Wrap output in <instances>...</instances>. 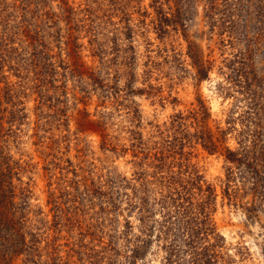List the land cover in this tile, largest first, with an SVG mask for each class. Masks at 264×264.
<instances>
[{"label":"rangeland","instance_id":"1","mask_svg":"<svg viewBox=\"0 0 264 264\" xmlns=\"http://www.w3.org/2000/svg\"><path fill=\"white\" fill-rule=\"evenodd\" d=\"M68 1L78 20L99 24L97 32L93 36L79 30L78 55L65 39L61 45L52 43L49 54L65 69L58 67L49 77L36 75L27 55L30 51L19 49L25 54L20 67L10 68L11 63L0 60V97L6 109L0 120V156H10L19 169L14 184L18 192H28L33 222L39 221L45 233L44 258L50 256L46 242L52 244L55 237L63 257L85 245L99 249L110 236L115 238L114 248L125 256L129 243L122 234L127 220L135 233L140 227L141 213L130 207L134 188L156 183L160 162L152 155L181 133L177 118L182 117L190 135L201 129L197 114L206 118L203 126L217 137L228 126L241 130L247 125L242 122L247 111L245 87L229 67L238 49L229 45L227 33L212 28L207 0ZM34 2L43 12L66 16L60 0ZM2 7L0 40L6 43L11 29L4 27L2 20L9 18V11L3 14ZM60 27L64 35L65 22ZM27 44L15 37L10 45L27 48ZM190 46L210 67L207 77L199 79ZM14 55L5 53L8 62ZM256 61L260 69L261 58ZM8 90L14 92V106L4 98ZM261 100L263 104L264 97ZM236 134L228 135L232 149L239 147ZM185 152L202 183L216 190L212 218L225 239L223 251L229 264H264V214L253 218L244 210L252 202L250 194L226 195L231 164L219 153L210 154L196 139ZM139 174L143 182L137 179ZM138 196L136 201L144 194ZM148 197H152L150 212L161 214L157 206L153 209L156 194ZM157 234L137 264H163ZM117 257L124 264L125 258ZM17 264H23L22 258Z\"/></svg>","mask_w":264,"mask_h":264},{"label":"trees","instance_id":"2","mask_svg":"<svg viewBox=\"0 0 264 264\" xmlns=\"http://www.w3.org/2000/svg\"><path fill=\"white\" fill-rule=\"evenodd\" d=\"M219 1L207 0L209 20H212V28L217 27L227 33L229 45L238 49L233 54V59L229 60V67L238 82L245 87L247 111L242 122L247 125L241 130L228 126L227 130L221 129L220 136L217 137L203 126L206 118L197 114L196 119L202 124L201 129L190 135L184 130L182 117L177 118V129L181 133L177 132L174 136L177 138L173 142L152 155L153 160L160 162L156 167L159 172L154 173L156 183L150 185L146 182L141 187L134 188L136 194L134 193V201L132 200L130 207H137L141 213L138 217L140 227L139 234L135 233L134 226L127 220L122 234L126 244L129 243V248L126 245L128 251L125 256L114 248L115 238L110 236L111 240L99 246V249L85 245L80 247L83 250L70 249L73 254L68 253L63 257L59 253L60 245L55 237L51 240L52 244H48L50 241L46 242L47 247L51 248L46 249L50 256L44 258L41 244L47 239L45 233L37 225L39 221L33 222L31 215L34 211L28 202V192H18V186L14 184L19 169L11 162L10 156H0V264H17V260L21 258L23 264H120L117 255L125 258L124 264H137L146 247L153 241L155 232L158 233L156 242L164 251L163 264H229L228 256L223 251L225 239L218 232L212 218L216 190L212 185L205 186L202 183L201 176L189 165V154L185 152V148L190 146L192 139H196L210 154L219 153L224 156L226 162L231 164L225 184L226 195L237 198L242 193L250 194L252 202L244 210L253 218L264 214V103L261 100L264 97V75L260 73H264V0H231L236 2L233 7L230 6V0H221L222 3H218ZM60 2V9L66 16H60L56 12H43L39 3L34 0H3L0 3L5 6L2 7L3 14L4 11H9V18L2 22L5 29L6 25L10 27L12 40L18 37L28 41L27 48H14L10 45L11 37L9 39L3 36L4 40L9 41L1 43L0 40L1 62L11 63L10 68L15 65L20 67L21 61L25 62V58H22L25 54L19 52L21 49L23 52L30 51L27 53L32 60L30 65L40 77L56 74L58 67L65 69L61 60L60 63L54 62V57L49 54L51 44H64L65 39V43L73 47L71 52L78 55V49L81 48L78 44L79 30L86 29L87 33L95 36V27L99 24L89 19L91 22L86 25V20L75 17V8L70 6L68 0ZM217 12L221 13V17H216ZM62 21L66 26L64 35V29L60 27ZM3 33L7 32L4 30ZM10 48L12 49L9 50ZM190 48V56L198 69L199 79L207 77L210 67L202 61L196 47L195 50L193 46ZM7 52L16 54L13 62L7 61ZM259 57L261 68L257 69L256 60ZM2 83L0 78V92ZM13 95V90H8L4 93V98L14 106V102H11ZM2 107L0 97V120L2 113L6 112ZM203 111L207 112L206 108ZM13 113L16 115L17 111L14 110ZM228 131L237 132L235 137L239 147L236 149L228 145ZM221 144L224 145L223 148ZM147 155L151 159V155ZM142 175L137 176L140 182L144 181ZM139 193H143L145 197L141 196L136 201ZM155 194L153 209L157 206L161 212L159 215H153L148 209V203L152 199L148 196Z\"/></svg>","mask_w":264,"mask_h":264}]
</instances>
